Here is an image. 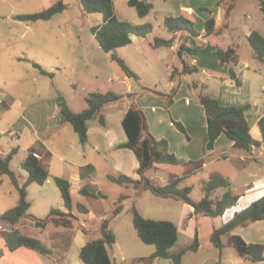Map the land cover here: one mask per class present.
I'll return each mask as SVG.
<instances>
[{"label":"crops","instance_id":"1","mask_svg":"<svg viewBox=\"0 0 264 264\" xmlns=\"http://www.w3.org/2000/svg\"><path fill=\"white\" fill-rule=\"evenodd\" d=\"M148 1L154 5V8L156 2L166 3L165 0ZM216 1L217 0H203L195 4L193 0H190V2L193 4H182L178 10L173 9L175 14H172L171 16L185 14L194 20L195 28L199 33L198 36L194 37L189 33H178L176 35L170 34L165 27L164 29L166 31V35L165 37H160L166 40H170L174 37L172 46H162L163 48H168V50L172 52L173 57V62L168 64V67L172 70L171 82L167 88L168 90L164 94H169L167 92H172V90L179 84L178 91L174 97V103L170 107V110H166L165 98L153 91L146 92L143 90L141 91L142 93H138L140 94L138 98L136 97V94L133 100V102H135L145 113L150 132L154 135V137L157 139L168 140L170 152L175 154L179 160V164L175 165L174 167L183 166L184 168L181 174L162 170L161 166L163 165L153 169L155 170V175L159 177L161 185L168 184L173 178L182 177L183 181L181 186L190 187L184 185L185 180L189 176L194 174L196 175L199 171L208 168L209 165L212 164L216 165L220 162L228 164L229 170L222 168L219 169L218 167V169L213 172L212 175L220 174L225 178L231 179L235 194L240 195V198L238 203L234 207L226 210L223 216L211 218L213 222H215V226H213L215 227L214 229L222 227L224 224L229 222L236 213L246 209L253 202L264 196V141L259 126L260 120L264 117V63L255 57L253 50L249 52L247 51V48H244L245 40L248 42L247 38L253 31L256 30L245 28L243 29L244 32L238 33L237 36L233 35V30L235 29L232 27L231 17L235 13V9L241 1L237 0L235 7L230 14L228 28L224 29L218 34L206 36L204 23L208 19H215L216 29L221 28L224 23V11L221 7L217 6L215 8ZM199 5L210 9L211 13L207 12L203 15H200V13L197 14L200 7ZM196 15H200L199 25L195 20ZM249 19L250 17L245 14V22H248ZM153 33L147 38L133 35V42L131 45H136L138 50H140V47L147 49L146 53L152 57V61L156 65L163 59L160 55H157L156 57L154 53L149 51L150 49L148 50L147 42ZM262 35L264 36V34ZM148 43L151 47H153V43ZM181 43H184V45L187 47V51L184 54V60L186 63L190 67L198 69V71L200 68L202 69L200 73L201 76L196 82H199L200 85H206L208 87L207 90L214 93L219 98L220 103L224 106H251L246 111V117L251 128L252 136L255 140L261 141L262 144L260 147L252 148L250 154H247L243 150L235 149L233 147V141L228 139L225 135H221L218 138L213 150H208L206 114L199 100L197 99L195 104H193L189 99L186 98L185 104L181 107H178L180 101L184 100V97H187L183 96V92L185 89L187 90L186 87L189 89L191 84V82L188 80V82H186V75L181 73L183 69V61L177 54L179 45ZM228 47H235L237 49L239 63L238 65L234 66V69L236 74L242 80L241 86H237L235 80L230 78V66H222L218 59V48L227 49ZM241 50L243 51V54H240ZM176 54L181 63V65L178 67L174 63ZM173 72L175 73L174 77ZM196 94L197 92H195V95ZM145 98L148 100L150 99V106L145 105ZM0 100L2 101L0 103V152L4 156L8 155L13 150L20 152V145H22L20 141L22 140V136H28V141L25 143V147L22 148L26 151L25 158L28 156L29 151L32 148H35L37 157L50 172V177L46 183L43 186H40V188L44 190L51 177L54 179L55 177H64L61 174L51 175V169L54 164V159L57 158V152L63 153V151L55 147L59 141L58 140L55 142V140H57L59 137H63L68 126L69 128L71 126L64 119L60 106V100L57 98L52 100L37 99L34 101H26L24 103L22 99L20 100L18 96L11 93V91L8 89H0ZM157 101L163 102L164 114L157 113L158 109L161 107L156 108L152 106V103ZM130 103V101H126L122 105H106L101 112V115L104 117L105 124L100 122L99 116H96L94 119H91L87 122L89 141L88 144L82 145L85 148L83 159L85 163L83 166L79 165L80 172H76L75 175L73 174V178L72 176H69V179L67 178L72 184V197L74 188L72 181L79 182L78 193L80 194V190L83 187L90 186L89 184L94 182L95 176L98 172L99 163L102 162L106 165V170L108 171L106 172L107 178H109V176H114L115 174H122L132 177L135 180L140 179L138 174L139 162L134 152L127 148H118L119 145L126 143L128 140L122 122ZM110 105L113 107L108 109L107 106ZM82 111L83 110L80 112ZM172 119L181 122L184 125L188 133V137L180 131V133L176 131L175 127L172 125ZM5 136H8L12 139V142L8 143L9 148L3 144ZM15 138H17L18 141H16ZM90 147H92V153H89ZM16 154L11 162V167L13 161L17 157ZM217 155H219V157H216ZM25 158H23V160ZM220 158L223 161H220ZM23 160H21L20 165ZM59 160L62 163L66 162L69 165L75 166L66 160L65 155H61ZM149 172L147 175L152 180H154L155 177L152 175L150 176ZM161 172H163V176H161ZM20 176L22 177V181H25L28 177V173L26 171H24V173L21 172ZM4 177L6 176L0 177V186L4 182ZM239 181L241 182L239 183ZM10 184L12 185L11 182ZM33 185L34 184H31L28 187V197L30 194V189L33 187ZM13 188L15 189L14 186ZM121 188L126 189V192L122 193V195L128 197V199L123 202V205L126 201H131L132 198L140 196V194L133 188L125 186H121ZM6 191L10 192L9 188H6ZM51 194L56 197L53 193ZM223 194L224 192L220 193L218 190H216L213 193L212 198L219 199L223 196ZM13 201L14 203L18 204L17 200L14 199ZM132 202L134 201L132 200ZM74 205V214L76 215L77 219L74 222V227L71 229L55 227L50 224L45 230H40L35 227L34 221L27 218L22 219L15 226L7 222H0V233L10 232L13 229H19L22 233L28 234L29 236L42 241L51 250V254L49 255H44L25 247L18 248L15 251H10L7 247L5 238L0 234V264H84L79 258L80 251L88 242L96 240L95 231H93L92 228H90L87 224L88 221L90 222V219L94 217V212L84 205L87 207L88 213H79L76 209L75 202ZM52 208H57L67 212L64 206L63 198L60 200L56 197L54 202H48V209L51 210ZM185 208L186 216L188 215V225L186 228L187 232L190 233V231L193 230V233H195L197 231H194V229L200 223V221L203 220L202 218L208 217L196 216L194 214V208L188 204H186ZM1 214L2 212H0V215ZM101 217L102 222L104 220H108L105 218V214H103ZM82 223L86 226L82 225ZM99 231H101V226ZM231 235L240 236L248 244L264 245V220L253 222L243 227H238L231 233ZM223 243L224 248L222 250L216 248L212 242L210 243L211 245L208 249L203 246L202 243H200L199 249L195 253L202 255L206 251H211L212 254L209 256V258H207V260H212L216 264H264V261L253 263L245 257L240 256L238 251L229 243L228 235L223 237ZM114 247L117 249V244ZM114 247L111 249L110 255L118 264L116 261L117 256L113 252ZM120 253H122V251ZM124 259L126 262L129 260L125 254L122 255V260ZM158 260V258L155 259V264H158Z\"/></svg>","mask_w":264,"mask_h":264},{"label":"rangeland","instance_id":"2","mask_svg":"<svg viewBox=\"0 0 264 264\" xmlns=\"http://www.w3.org/2000/svg\"><path fill=\"white\" fill-rule=\"evenodd\" d=\"M58 1L64 3L65 9L50 20L26 22L18 19L22 15L39 13ZM128 1L114 0L118 18L137 25L151 23L154 26V33L148 40L150 43H153L156 36L165 37L164 20L166 16L175 14L173 9L178 10L182 4L191 3L190 0H165L166 3L156 2L155 8L150 15L142 19L136 9L128 4ZM193 1L196 4L203 0ZM220 1H216L215 8ZM199 6L197 14L203 15L208 12L203 9L204 7ZM245 14L250 17L248 22H245ZM200 15L195 16L198 25L200 24ZM102 21V14L87 13L81 0H0V89H8L11 93L18 96L20 100L22 99L24 103L37 99L52 100L57 98L60 102L61 100L65 101L74 112H80L87 108L86 97L92 92H114L125 97L129 94H137L136 97L138 98L140 95L138 93H142L141 91L146 87L152 91L166 93L171 82L172 70L168 67V64L173 62L172 52L168 48H153L147 42L148 50L150 49L149 51L154 53L156 57L160 55L163 59L155 65L152 57L146 53L147 49L140 47V50H138L136 45L118 49L115 54L124 59L130 69L138 76V80L132 77L129 78L125 75L120 65L113 60V53L106 52L93 35L92 29ZM231 24L235 29L233 30L234 36L244 32L243 29L245 28L264 34V12L259 5V1L241 0L231 17ZM244 48H247L249 52L252 51L250 44L246 40ZM241 53L243 54L242 50ZM32 63L39 64L48 72L53 73L54 76L42 75ZM174 63L177 67L181 65L177 54ZM201 71L202 69L200 68L197 73L186 75V82L198 81ZM186 88L188 92L185 89L183 96L187 97L180 101L178 107L185 104L186 98L193 104L197 100L193 89ZM167 93L170 94L171 91ZM145 100L144 103L148 106L151 103H149L150 99L145 98ZM129 101L127 98V102ZM152 104L156 108H162L158 109L157 113L164 114L163 102L157 101ZM112 107L111 105L107 106L108 109ZM172 125L174 126V124ZM175 129L180 133L176 127ZM15 140L18 141L17 138ZM27 141L28 136H22L20 152H17V157L12 163V168L20 174L21 172L24 173L20 162L25 158L26 151L22 148L25 147ZM57 141L58 143L55 147L63 151V153L57 152L51 175L61 174L66 179H69V176L73 178V174L80 172L79 165L83 166L85 163L83 160L85 148L71 126L70 128L68 126L63 137L55 140V142ZM11 142L12 139L5 136L3 144L9 148L8 143ZM91 151L92 147H90L89 153H92ZM61 155H65L66 160L75 166L66 162L62 163L59 160ZM216 157H219V155ZM220 161L223 160L220 158ZM161 167L162 170L177 174H181L184 170L183 166L163 165ZM218 167L219 169L229 170L228 164L220 162L216 165H209L208 168L202 169L196 175H191L185 180L184 185L192 187L190 195L192 200L199 202L205 197L204 186ZM106 172H108L106 165L103 162L99 163L94 182L89 184L92 188L102 191L107 196L106 199H90V197L79 194V182L77 181H72L74 184L73 198L76 205H85L94 212V217L87 224L95 231L96 240L102 237V233L99 231L102 222L101 216L103 214L106 215L105 218L110 221V230L117 237V249L114 247L113 252L117 256L116 261L118 264H155V259L152 258V255L156 247L144 244L134 228L131 211L134 205L140 214L147 219L171 221L177 226L179 240L176 246L170 250L171 253H176L181 248L192 245L196 235H198L199 242L203 246L207 249L210 247L212 242L210 238L214 232L213 229L215 227L213 226H215V222L211 218H202L203 220L194 229L198 233H193V230L188 233L186 229L188 225V215L186 216L185 213L186 204L181 201L159 198L149 191H142L139 197L132 198L134 202L132 200L126 201L122 212L114 217L113 213L118 205L119 197L126 192V189L111 182L107 178ZM161 173V176H163V172ZM149 175L154 176V180L161 184L159 177L155 175V170H151ZM114 176L118 175L115 174ZM3 179L4 182L0 186V212L2 214L16 206L17 203H14V199L17 202L19 200V194L10 184V179L8 177ZM228 180L231 182V179ZM6 188H9L10 192H7ZM232 190L235 193L233 184ZM218 191L220 193L225 192V189H218ZM50 192L62 200L61 193L53 177L50 178L44 190L38 184L33 185L28 197L33 203L29 211L30 214L41 219L48 216L50 210L48 209V202L52 203L56 200V197ZM82 225L86 226L83 223ZM121 251L122 253H120ZM123 254L128 257L129 260L127 262L125 259L122 260ZM211 254V251H206L202 255L189 251L184 257L183 264H216L212 260H207ZM158 264H172V260L159 259Z\"/></svg>","mask_w":264,"mask_h":264},{"label":"trees","instance_id":"3","mask_svg":"<svg viewBox=\"0 0 264 264\" xmlns=\"http://www.w3.org/2000/svg\"><path fill=\"white\" fill-rule=\"evenodd\" d=\"M83 7L87 13H99L103 16V21L92 29L93 35L96 37L100 46L106 51L113 53V60L116 61L127 77L138 80V76L130 69L126 62L115 53L118 49L124 48L132 44V36L147 38L154 32V26L151 23L132 24L122 21L118 18L114 0H81ZM237 0H221L218 7L224 11V23L221 28L216 29L215 19L210 18L205 22L206 36H212L222 32L229 26V18ZM261 9L264 12V1L259 0ZM128 4L135 8L140 18H145L154 10V5L148 0H129ZM65 5L62 1H58L54 5L45 10L30 15L19 16L18 19L26 22L47 21L56 14L63 12ZM211 13L210 9L203 8ZM164 26L170 34L189 33L192 36H198L195 29V22L189 16L181 14L178 16H168L164 20ZM255 57L264 63V36L257 31H253L247 38ZM174 37L166 40L160 37L154 38L153 47L172 46ZM187 47L184 43L179 45L177 54L183 61V75H192L198 72V69L190 67L184 60V54ZM217 56L222 66L229 65V76L235 80L237 86L242 85V80L236 74L234 66L239 63V55L235 47L227 49L218 48ZM32 65L42 74L53 77L54 74L48 72L37 63ZM175 73L173 72V77ZM179 84L172 90L170 94L155 92L166 100V110L169 111L174 103V97L178 91ZM190 88L196 94L197 99L203 106L207 120L208 132V150H213L214 145L221 135H225L233 141L235 149L243 150L250 154L252 148L260 147L262 142L255 140L251 133V128L246 117V111L251 106L235 107L224 106L220 103L219 98L208 87L199 82H192ZM144 90L152 91L144 88ZM136 95L129 94L127 97L118 95L114 92L99 93L92 92L86 97L87 108L82 112L72 111L67 103L63 100L60 102L62 114L67 123H69L79 137L82 145L88 144V126L87 122L99 116L100 122L105 124L104 117L101 115L102 109L109 104L122 105L130 100V105L123 119V128L127 135V142L118 146V148H127L134 152L138 162L139 180L126 175L109 176V180L119 186H125L135 189L139 194L142 191H149L153 195L164 198L181 201L194 208L196 216L218 218L223 216L226 210L234 207L240 198L232 190V183L220 174H213L211 179L205 184V197L195 202L190 197L192 193L191 187H182V177L173 178L168 184L161 185L152 180L147 173L160 165L175 166L179 164V160L175 154L169 150V142L166 139H157L150 132L148 120L141 108L133 102ZM174 126L184 135L188 137L186 128L181 122L172 119ZM259 126L264 141V117L260 120ZM13 150L4 156L0 152V177L6 176L15 187L19 194L18 204L5 211L0 215V222H7L11 225H17L22 219H30L35 222V227L45 230L48 225L55 227L73 228L77 219L74 214L75 205L71 193V182L63 177H55V183L58 186L67 212L57 208H52L48 216L44 219L32 216L29 210L32 203L28 200V187L31 184L43 186L50 172L48 168L37 157L36 149L32 148L28 156L22 161L21 168L28 173L25 181L19 173L11 167V162L16 154ZM202 165V163H201ZM218 189H225L223 196L219 199H213V193ZM83 196L93 199H106L107 196L91 186H85L80 190ZM128 197L121 195L118 200L113 216H118L123 210V202ZM76 209L79 213L87 214L88 209L82 204H77ZM133 216V225L136 229L140 240L147 245L156 247L152 258L170 259L172 264H182L185 254L189 251L196 252L199 249L200 242L196 235L192 245L185 247L177 253H171L170 250L176 246L179 240V230L177 226L166 220H152L143 217L134 205L131 209ZM264 220V196L253 202L249 207L238 212L234 217L220 228H216L211 236L213 245L222 250L224 248L223 237L229 236V243L238 251L239 255L245 257L253 263L264 261V245L248 244L240 236L231 235L238 227L246 226L250 223ZM102 237L97 240L88 242L80 251L79 258L84 264H117L111 257L110 251L117 242L115 233L110 230V221L104 220L101 224ZM6 240L7 247L10 251L25 247L37 251L44 255L51 254V250L40 240L22 233L19 229H13L10 232L0 233ZM219 264V263H218Z\"/></svg>","mask_w":264,"mask_h":264},{"label":"built area","instance_id":"4","mask_svg":"<svg viewBox=\"0 0 264 264\" xmlns=\"http://www.w3.org/2000/svg\"><path fill=\"white\" fill-rule=\"evenodd\" d=\"M195 62V61H194ZM2 101L0 100V103H1Z\"/></svg>","mask_w":264,"mask_h":264}]
</instances>
